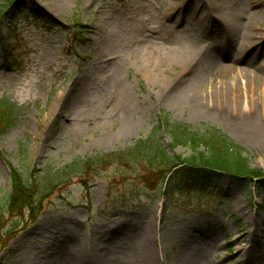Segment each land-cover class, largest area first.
<instances>
[{
	"label": "rangeland",
	"instance_id": "1",
	"mask_svg": "<svg viewBox=\"0 0 264 264\" xmlns=\"http://www.w3.org/2000/svg\"><path fill=\"white\" fill-rule=\"evenodd\" d=\"M17 3L28 10L12 18L13 5L0 16V102L16 107L0 139V264H78L85 250L105 264H142L148 232L161 241V264H190L199 247L207 253L200 264H243L234 234L264 264V210L255 206L264 203V179L216 176L209 195L182 209L168 201L165 183L150 190L139 168L83 165L60 186L46 182L51 171L141 139L159 140L171 156L192 155L189 147L171 149L165 119L222 132L264 174V88L253 89L252 77L264 73L257 65L264 62V0ZM212 10L231 16L234 30L213 14L219 23H209ZM211 52L217 64L209 68L202 58ZM196 83L203 112L189 99ZM9 166L33 188L22 215L8 210Z\"/></svg>",
	"mask_w": 264,
	"mask_h": 264
},
{
	"label": "trees",
	"instance_id": "2",
	"mask_svg": "<svg viewBox=\"0 0 264 264\" xmlns=\"http://www.w3.org/2000/svg\"><path fill=\"white\" fill-rule=\"evenodd\" d=\"M13 5L17 8L13 10L12 18L28 10L26 6L17 3V0H5L0 4V14L2 13L3 16L6 13L5 8ZM38 17L43 22L58 26L47 13H42ZM15 113L16 107L8 100L4 99L0 102V139L14 125ZM163 128L172 139L170 145L172 150L189 147L193 154L189 157L171 156L159 140L141 139L128 150L95 157L82 165L75 163L59 173L51 171L46 182L52 187L54 184L60 186L72 177L77 167L81 168L83 165L86 169L111 164L131 167L132 170L139 168L140 176L150 190L156 191L165 183L168 201L182 209L194 204L196 195H209L206 193L207 184L216 176L226 175L235 179L249 180L251 183L264 179L261 170L251 169L249 159L244 156L245 150L222 132L211 128L206 129L205 133H199L190 126L172 123L168 119L161 123V129ZM9 168L12 174V188L8 198V210L13 215H22L25 209L32 207L33 188L17 169L11 166ZM257 207L263 211L264 203ZM169 210L168 206L164 209L165 212Z\"/></svg>",
	"mask_w": 264,
	"mask_h": 264
},
{
	"label": "bare ground",
	"instance_id": "3",
	"mask_svg": "<svg viewBox=\"0 0 264 264\" xmlns=\"http://www.w3.org/2000/svg\"><path fill=\"white\" fill-rule=\"evenodd\" d=\"M200 7L203 9L205 8V2L204 1H199ZM215 11L212 10L211 12H207L205 15V19L209 22V23H214L216 20V24L219 23V21L217 22V19H215L214 17H212V14L215 15ZM216 17H218L220 19V21L224 22V24L231 28L232 26V17L231 16H223L220 14H216ZM173 15H169V18H172ZM234 26V24H233ZM233 29V28H231ZM234 30V29H233ZM253 39L252 36H250V34H248V40ZM204 57L202 58V60H204V62H206V64H209V68H211L212 66L214 67L217 64V58L216 56L213 57L212 52L206 57L205 55H203ZM151 58V57H150ZM152 59V58H151ZM252 63V62H251ZM258 65V70L262 73L264 72V62L263 63H257ZM190 68V67H188ZM187 68V70H189ZM232 67H229L228 69H230ZM234 69V67H233ZM227 70V69H226ZM252 74V73H251ZM240 75L243 76V71H240ZM253 77V89L255 90H260L264 88V73L263 75H261L259 72H257V74L252 75ZM198 85L199 83L195 84V87L192 89V91H190L189 93V99H191L192 103L194 106H196L195 108V112H203V108H202V98H199V94L198 91L196 89H198ZM244 122V121H243ZM241 123L242 126L246 125V123ZM252 128V126L248 125L246 127V130H250ZM237 211L240 213H244V211L242 210V208L240 206L237 207ZM255 217H257L255 215ZM263 225V222L259 223L258 225V232L261 229ZM251 231H255L257 230L256 227H253L252 229H250ZM172 236V234L170 235ZM170 236L168 237V239L170 238ZM153 237V233L152 232H148L145 235V240H144V244L142 245V264H161V258H160V247L162 246L161 241H159V243L157 244V239L156 237L154 238V243L152 240ZM164 244H166L168 242V240L163 239ZM162 242V243H163ZM243 240L241 239V237L237 234H234L233 239L231 240V243L234 244L237 247V250L240 251V255L241 259L243 260V264H256L254 261V250L251 251L249 249V247L247 245H242ZM246 242V241H245ZM192 241L187 239L186 242V247H190ZM209 244H213L214 243V239L213 238H209L208 240ZM96 255L89 253L88 250H85L84 252H80L78 256V261H80L78 264H105L103 262V260H101L102 258H100L99 254H97V252H95ZM207 253H206V249L205 248H201L199 247L198 252L196 253V255L191 258V260L189 261L190 264H200L202 262H204L205 257H206ZM211 260V259H210ZM213 261V260H212ZM172 264H187L186 262L183 263L182 261H178L175 259V261ZM219 264V263H217Z\"/></svg>",
	"mask_w": 264,
	"mask_h": 264
}]
</instances>
